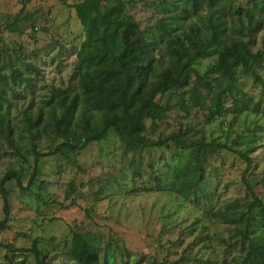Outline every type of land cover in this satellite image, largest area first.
<instances>
[{
  "label": "rangeland",
  "instance_id": "1",
  "mask_svg": "<svg viewBox=\"0 0 264 264\" xmlns=\"http://www.w3.org/2000/svg\"><path fill=\"white\" fill-rule=\"evenodd\" d=\"M79 1L0 0V71L12 91L19 92L8 95L15 145L0 143V180L14 171L27 186L36 157L40 162L29 190H21L15 180L7 183L11 215L0 227V264H37L29 250L36 240L48 264H78L71 255L75 233L97 249L100 264H240L244 240L235 235V227H244V209L228 223L217 213L227 202L246 200L247 163L210 143H228L250 154L247 177L264 201V58L260 78L239 72L237 89L226 98L227 111L214 122L208 121V111L193 104L190 91L197 73L190 85L158 95L167 115L156 122L147 119L144 134L149 140L172 136L178 144L132 151L111 131L80 149L79 137L92 132L81 117L73 135H59L46 122L57 102L56 89H78V52L85 40L74 7ZM126 1L127 12L142 28H155L168 13L163 0ZM237 4L250 6L248 0ZM232 20V38L246 39L253 52L264 51V29L250 33L246 18L240 35L238 17ZM218 50L214 45L197 59V72L217 62ZM156 57L160 73L170 62L166 43L159 44ZM11 63L31 80L14 81ZM200 89L206 92L205 86ZM244 102L251 103L250 109L239 111ZM189 162L203 168L205 179L183 195L173 186L174 173ZM4 217L0 194V220ZM256 224L262 226L261 219Z\"/></svg>",
  "mask_w": 264,
  "mask_h": 264
},
{
  "label": "trees",
  "instance_id": "2",
  "mask_svg": "<svg viewBox=\"0 0 264 264\" xmlns=\"http://www.w3.org/2000/svg\"><path fill=\"white\" fill-rule=\"evenodd\" d=\"M248 2L249 7L237 4V0H163L168 13L151 29L142 28L127 12L126 0H81L75 3L77 16L85 29V40L78 52V89H56L54 97L57 102L50 113L51 120L46 122L52 124L59 135H73L77 119L81 117L92 132H84L79 137L82 143L77 148L80 149L91 141L102 140L111 131L132 151L165 146L170 141L178 144L172 136L149 140L144 134L147 119L156 122L167 115L168 108L157 100L158 95L177 86L190 85L192 74L197 73L190 91L193 104L208 111V121L214 122L226 113V98L233 96L232 88L237 89L239 72L260 78L258 68L262 65L264 51L253 52L246 39H234L228 32L233 29L228 19L233 21V16L238 17L242 32L246 28V18H249L250 33L264 29V0ZM191 19L195 21L190 23ZM163 42L170 62L158 73L156 51ZM214 45L219 46L217 62L206 72H197V59ZM9 68V76L14 81L31 80L24 77V70L17 65L11 63ZM200 86H205V93ZM240 92L239 89L236 91ZM9 94L17 95L19 92L12 91L8 76L0 71V143L3 139L14 146ZM250 105L244 102L239 111L250 109ZM210 146L231 150L247 163L243 173L246 200L227 202L226 209L217 216L228 223L244 209V227L240 224L235 227V235L244 240L240 264H264V201L247 177L253 164L252 157L228 143H210ZM57 150L50 154H56ZM39 164L38 156L27 186L14 171L0 180L5 212L0 227L8 224L11 215L7 183L15 180L21 190H29L39 174ZM174 174L173 186L183 195L193 192L205 179L203 168H197L193 162L182 170L176 169ZM260 219L262 226L256 224ZM258 229L262 234L256 236L254 233ZM29 250L35 254L37 264H48L37 247V240ZM71 255L78 264H100L99 252L81 233L73 236Z\"/></svg>",
  "mask_w": 264,
  "mask_h": 264
}]
</instances>
